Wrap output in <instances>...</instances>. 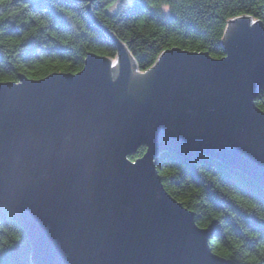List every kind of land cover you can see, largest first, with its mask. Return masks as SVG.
Returning a JSON list of instances; mask_svg holds the SVG:
<instances>
[{"label":"water","instance_id":"1","mask_svg":"<svg viewBox=\"0 0 264 264\" xmlns=\"http://www.w3.org/2000/svg\"><path fill=\"white\" fill-rule=\"evenodd\" d=\"M87 1L116 63L90 52L79 72L0 82V205L33 264H237L212 250L158 165L206 155L264 189V22L229 20L222 57L174 46L142 72Z\"/></svg>","mask_w":264,"mask_h":264},{"label":"trees","instance_id":"2","mask_svg":"<svg viewBox=\"0 0 264 264\" xmlns=\"http://www.w3.org/2000/svg\"><path fill=\"white\" fill-rule=\"evenodd\" d=\"M89 1L0 0V82L24 74L40 79L79 72L90 52L117 61L111 36L92 21ZM99 20L126 45L139 71L178 46L222 57L231 19L264 22V0H91ZM264 110V91L256 98ZM146 151L139 148L135 160ZM167 191L210 230L212 250L237 264H264V189L243 172L209 156L187 161L163 154ZM0 264H33L32 245L18 217L0 205Z\"/></svg>","mask_w":264,"mask_h":264},{"label":"rangeland","instance_id":"3","mask_svg":"<svg viewBox=\"0 0 264 264\" xmlns=\"http://www.w3.org/2000/svg\"><path fill=\"white\" fill-rule=\"evenodd\" d=\"M117 61H114V63H116Z\"/></svg>","mask_w":264,"mask_h":264}]
</instances>
